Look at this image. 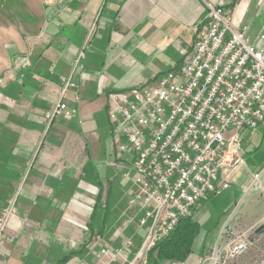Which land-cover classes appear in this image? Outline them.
<instances>
[{"label":"crops","instance_id":"1","mask_svg":"<svg viewBox=\"0 0 264 264\" xmlns=\"http://www.w3.org/2000/svg\"><path fill=\"white\" fill-rule=\"evenodd\" d=\"M218 1L264 49V0H36L29 22L6 30L13 50L1 54L0 66V212L15 196L17 214L0 264H56L69 254L62 264H121L135 254L145 229L137 218L123 224L134 214V187L130 163L114 156L107 97L179 67L206 2ZM67 77L75 88L62 101L76 112L48 122ZM241 137L245 166L228 189L193 209L200 230L187 264L199 261L224 225L236 224L228 218L236 203L237 216H264V120ZM261 170V186L245 191Z\"/></svg>","mask_w":264,"mask_h":264},{"label":"built area","instance_id":"2","mask_svg":"<svg viewBox=\"0 0 264 264\" xmlns=\"http://www.w3.org/2000/svg\"><path fill=\"white\" fill-rule=\"evenodd\" d=\"M69 88H75L71 77L63 80L60 99L47 111L48 122L75 114L62 101ZM106 113L115 159L131 166L134 189L128 204L135 209L123 224L137 218L145 229L134 256L145 262L149 251L180 219L191 217L200 201L229 188L244 162L241 131L264 120V49L250 39L246 26L233 24L222 1L206 2L192 49L180 66L149 82L110 92ZM262 175L263 170L253 173L245 191L260 187ZM238 204L229 219L237 217ZM16 214L13 196L0 212V255L5 230ZM250 229L224 225L222 241L199 264H226L244 253Z\"/></svg>","mask_w":264,"mask_h":264},{"label":"rangeland","instance_id":"3","mask_svg":"<svg viewBox=\"0 0 264 264\" xmlns=\"http://www.w3.org/2000/svg\"><path fill=\"white\" fill-rule=\"evenodd\" d=\"M32 1L36 0H0V66L2 64L1 54L5 53L6 50H13L12 41L8 40V38L6 37V30L14 28L21 29V27L24 26V22H29V5H32ZM5 78V73H0V84H2V82L4 83ZM262 142L263 143H261V147L264 146V138L262 139ZM243 161L244 162L241 164V166H245L244 158ZM104 186L106 187V185ZM245 196L243 197L245 198ZM234 220H236V230L238 231H244L251 228L248 231L249 244L244 253L230 259L226 264H264V229L262 233L258 235L255 232L259 225H264V216L261 217V215H254L252 213L250 216H235ZM221 241L222 240H220V238L218 237V239L214 243H211L210 247L206 248L207 251H205V253L196 264H199V262L203 258L207 257L208 254H210L213 246L216 243H220ZM117 249L120 251H118ZM117 249L116 250L118 252H113L115 257H118V253H121V251L123 250L122 248ZM101 254H105L104 250L101 252ZM135 254L129 257L126 262H122L121 264H153L152 260H146L147 263L143 262L141 259L134 260ZM154 255L155 254H153V256ZM166 260L169 259L161 260L157 264H162Z\"/></svg>","mask_w":264,"mask_h":264},{"label":"trees","instance_id":"4","mask_svg":"<svg viewBox=\"0 0 264 264\" xmlns=\"http://www.w3.org/2000/svg\"><path fill=\"white\" fill-rule=\"evenodd\" d=\"M199 230V224L192 217L180 219L173 231L149 251L147 260H152L153 264L164 259L186 261L192 252L193 241ZM68 257L70 254L65 255L56 264L64 263Z\"/></svg>","mask_w":264,"mask_h":264},{"label":"water","instance_id":"5","mask_svg":"<svg viewBox=\"0 0 264 264\" xmlns=\"http://www.w3.org/2000/svg\"><path fill=\"white\" fill-rule=\"evenodd\" d=\"M264 229V225L262 224V225H259L258 227H257V229H256V231L255 232H261L262 230Z\"/></svg>","mask_w":264,"mask_h":264}]
</instances>
